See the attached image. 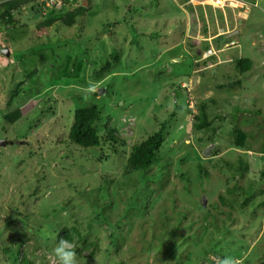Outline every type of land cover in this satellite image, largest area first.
Returning a JSON list of instances; mask_svg holds the SVG:
<instances>
[{"label": "rangeland", "instance_id": "rangeland-1", "mask_svg": "<svg viewBox=\"0 0 264 264\" xmlns=\"http://www.w3.org/2000/svg\"><path fill=\"white\" fill-rule=\"evenodd\" d=\"M24 2L9 27L0 24V139L13 142L0 146V230L18 207L29 212L26 225L58 232L47 240L15 220L6 237L0 231V264H14L1 241L18 234L24 242L16 247L19 258L55 264L54 238L62 226H85L92 216L98 223L89 238L113 253L110 264H218L225 254L242 264H264V0ZM80 4L87 11L77 23L57 20L46 36L37 33L38 21L61 15L56 8L71 11ZM232 31L230 38L219 37ZM239 58H249L253 68L239 72ZM89 80L105 92L84 103ZM15 89L19 94L9 104ZM201 103L210 125L197 130ZM91 105L100 108L102 136L111 129L118 139L116 150L105 145L102 160L94 149L68 141L74 111ZM23 106L28 110L15 123L1 117ZM163 123L158 164L146 175L159 173V165L168 174L160 184L147 182L146 199L138 192L141 173L126 176L122 164L132 144ZM240 163L247 165L243 176ZM234 185L252 187L255 195L242 206L241 195H228L237 201L230 210L218 196ZM135 194L141 211L128 212ZM208 208L216 222L209 223ZM165 239L171 242L166 251L152 250ZM215 248L221 254L199 261ZM180 253L191 255L180 259ZM82 256L79 264H104L102 254L88 258L85 250Z\"/></svg>", "mask_w": 264, "mask_h": 264}, {"label": "trees", "instance_id": "trees-1", "mask_svg": "<svg viewBox=\"0 0 264 264\" xmlns=\"http://www.w3.org/2000/svg\"><path fill=\"white\" fill-rule=\"evenodd\" d=\"M64 1H68V0H64ZM25 2H24V0H7V1L2 2V4H0V24H3L6 28L9 27L10 26L9 20L11 21V19H12V13L15 12V13L19 14L21 12L22 6L24 5ZM42 5H43V3H42ZM47 9H50L49 12L55 11L52 7H49V8L47 7ZM59 9L61 10V15L59 17H57V18L49 17L45 20H42L40 22L38 21L36 23L37 33L43 32V34L46 36L48 29L57 20H60L61 23L65 24L67 26L73 25V24L77 23L79 21V19L81 20V18H82L81 16L84 14L85 11H87L86 7L82 4H80L79 7L72 9L71 11H68L65 5H61L59 8H56V10H59ZM45 15H48V13ZM44 35H42V36H44ZM219 37H221V39L225 40V34H223L222 36L220 35ZM205 43H208V42H205ZM208 45H209V43H208ZM208 45H207V48H208ZM236 67H237L239 72L243 73L244 71H248V70H251L253 68V62L249 58H239L237 61ZM9 93H10V97H9L8 103L10 104L11 101H13V99H15L17 97V95L19 94V90L18 89H15L14 91L11 90V91H9ZM28 107L29 106L17 107L15 110H13V112L11 111V112L2 113L1 117L8 123H15L17 120L22 118V116L23 117L25 116V113L27 112ZM100 121H101V111H100V108H98L96 105H91V106H88L85 108L75 110L74 114H73V121H72L71 127H70L69 132H68V141L71 142L73 145H75L79 149H94V151H93L94 156L97 159L102 160L105 158V156H104V148H106L105 145L108 142H111L110 147L114 148L115 147L114 142L116 143L118 141V139L116 136V131L111 130V129L107 131L106 137H103L102 134L100 133V129H99ZM209 125H210V123H209L208 116H207V104L201 103L199 105V112L195 115L194 126L197 130H202V129L208 128ZM166 134H167L166 123H163L157 131L151 133L144 140H140V141H137L134 144H132V146L130 147V150L126 156V159L122 164V168L124 170V175H126V176H129L131 174L141 173V175H139L137 177L138 180L141 182V188H140L141 191H138V192L140 195H144L146 197V199L148 197H150L148 195H145L147 188L150 189V186H148L147 182L153 181V183H155V184L156 183L160 184L161 180L164 177H166L168 174V172L165 171V169H166L165 166L159 165V173L154 174V175L149 176V177L146 175L148 170H150L154 165L158 164L159 153H160V150H161L163 143L165 141ZM241 138L242 139L244 138L243 133H241ZM241 143H242V140H240V138H239L236 145L239 147H242ZM114 149L116 150V148H114ZM216 153H219L218 149L214 150L212 154H216ZM246 166L247 165L240 163L239 166L237 167V171H239L241 176H243L242 171L246 168ZM200 168H202V167L200 166ZM204 171H206V170L204 169ZM203 174L205 177L208 176V172H204ZM261 175H262V181L264 182V171H262ZM181 176L184 177V174H182ZM149 180H151V181H149ZM259 191H260L259 193H262L261 188H259ZM240 192H242V193L240 194ZM226 193H227V196H225L224 194H220L218 196V198L224 206H227V207H229L230 210H233L235 208V204L237 203V201H236L235 197L231 196L229 198L228 195L230 196L233 193H235L237 195H241L244 199L243 203L241 204V206H242V205H246V203L253 198V196L255 195V189H252V187H250L247 190L246 189L242 190V187H240L238 185H236V186L234 185L231 188L227 187ZM135 196H136V194L132 196L133 197L132 199L134 201L133 202L134 205L129 207L128 212H131V211L140 212L141 211V206H140L141 199H139V197H137V199H135ZM173 204H174V206H176L175 205V198L173 199ZM202 206L204 207L203 204H202ZM211 206L213 207L215 205L212 204ZM103 207L105 208L106 204ZM28 213H29L28 211H21L18 209V207H14L13 212L8 217V219L6 220L7 223H5L4 227L0 230V231H2L1 236L6 237L7 233H9V232L11 233L13 231V228L11 225H12V222H14L15 220L22 222L21 226L23 229H25L24 232L37 234L38 236H40V238L42 237V238H45L48 240L50 238V234L54 235L56 233L57 229L55 230V228H54L52 230L51 225L49 227H47V226L45 227V225H43V226L42 225L41 226H34V225L28 226V225H26L24 223V219ZM180 213L182 215L185 214L182 211ZM48 214H49V212H48ZM205 214H208L207 216L212 218L210 220L211 222H209V223L216 222L217 216H216V214L211 213L209 208L205 212ZM230 214H231V211L228 215H230ZM44 216H47V214H44ZM96 217L95 216L89 217L91 220H89V223L85 226L83 225V223L77 224L74 222V224L70 225V228L66 227L67 225L62 226V228L60 227L63 230L61 232L62 234L61 233H60L61 235L57 234L54 242L58 243L60 239H73V237H74L73 242L75 244V248L77 251L78 261H79V259H81V260L85 259V257L82 256V252L86 250V251H88V256H87L88 258H94L98 254H102L104 264H110V261H113V259L111 258L113 253H110V250H104L102 252L100 250V247L98 246V240H92L91 241L89 238V235L92 233V231H94L96 229L97 225L95 224V222L98 223ZM178 218L180 221L181 217H178ZM93 224H95V225H93ZM162 227L164 229L163 230L164 234L165 235L168 234L169 230L167 229L166 224H164ZM172 228H173V226H172ZM227 229L229 230L228 226L225 224V228H224L223 232L224 233H225V231L227 232L228 231ZM45 232H47L49 234L47 237L45 236ZM71 234H72V236H71ZM25 235H27V234H25ZM166 241H167V239H165V241L163 243H161L159 245V247L153 248L152 250H156V251L160 250L161 251V252L159 251L160 253H162V250L166 251V249H168L166 247L169 246V244H171V242L169 243ZM197 242L199 243L200 241H197ZM197 242L195 243V245L198 244ZM17 243H19V245H17ZM22 243H24L23 242V236L21 237L19 234L16 235V237H12L10 240H8V238H6V239L2 238V241H1V244L3 247L2 248L3 252L5 254L6 253L10 254L11 260L14 264H33V262L25 256L19 258L20 251L16 247L17 246L20 247ZM161 248H163V249H161ZM200 252H202V251L200 250ZM211 253L221 254L220 252L216 251V248L211 249V250H204V254H202L199 261H201V263H206V261L208 260V256ZM199 254H201V253L195 254L193 260L196 259V261H197ZM190 255H191V253L186 254L185 256L181 257V253H180L179 258L181 259L184 257H188ZM176 257L177 256H175V258Z\"/></svg>", "mask_w": 264, "mask_h": 264}, {"label": "clouds", "instance_id": "clouds-1", "mask_svg": "<svg viewBox=\"0 0 264 264\" xmlns=\"http://www.w3.org/2000/svg\"><path fill=\"white\" fill-rule=\"evenodd\" d=\"M98 90L99 88L97 82L89 80L87 82V85L82 88V101L84 103H87L90 100L91 95L97 93ZM66 227L70 228V226ZM48 235L49 234L45 232V236L47 237ZM54 239H56V237ZM73 240L74 237L73 239H60L58 243H55V247L53 248L55 264H79V261L77 259V251ZM218 264H242V261L235 255L225 254L224 256L219 258Z\"/></svg>", "mask_w": 264, "mask_h": 264}, {"label": "water", "instance_id": "water-1", "mask_svg": "<svg viewBox=\"0 0 264 264\" xmlns=\"http://www.w3.org/2000/svg\"><path fill=\"white\" fill-rule=\"evenodd\" d=\"M237 33V31H232V32H230V33H228V34H226V38H230L231 36H233L234 34H236ZM100 94H103L104 92H105V89H99V91H98ZM8 144H13V142L12 141H7V140H3V139H0V146H6V145H8ZM214 147V145H211V146H209L208 148H206L205 149V151H204V155H209L210 153H211V149Z\"/></svg>", "mask_w": 264, "mask_h": 264}]
</instances>
